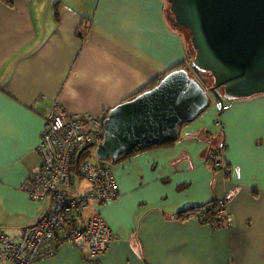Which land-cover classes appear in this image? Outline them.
I'll list each match as a JSON object with an SVG mask.
<instances>
[{"label": "crops", "instance_id": "obj_1", "mask_svg": "<svg viewBox=\"0 0 264 264\" xmlns=\"http://www.w3.org/2000/svg\"><path fill=\"white\" fill-rule=\"evenodd\" d=\"M166 2L0 0V231L16 237L51 206L24 190L40 165L44 120L33 104L41 95L70 113L102 116L185 61ZM230 102L228 111L211 108L184 124L171 147L105 164L117 197L91 207L113 237L97 264H264V94ZM223 142L218 162L227 172L214 171L206 157ZM89 188L76 180L74 192ZM226 197L228 228L175 219ZM34 264L88 263L62 243Z\"/></svg>", "mask_w": 264, "mask_h": 264}, {"label": "water", "instance_id": "obj_2", "mask_svg": "<svg viewBox=\"0 0 264 264\" xmlns=\"http://www.w3.org/2000/svg\"><path fill=\"white\" fill-rule=\"evenodd\" d=\"M165 1L167 22L184 33L194 52L192 68L210 74L214 85L202 87L185 69H176L111 108L94 152L99 161H116L140 145L175 141L179 126L209 107V95L233 101L264 94V0Z\"/></svg>", "mask_w": 264, "mask_h": 264}, {"label": "built area", "instance_id": "obj_3", "mask_svg": "<svg viewBox=\"0 0 264 264\" xmlns=\"http://www.w3.org/2000/svg\"><path fill=\"white\" fill-rule=\"evenodd\" d=\"M78 31L86 36L84 27ZM231 105L222 96L214 97L213 107L217 113L228 111ZM33 109L40 111L44 120L36 148L40 165L27 178L24 190L31 200L50 199L51 206L16 238L0 231V260L32 264L53 256L57 251L56 243L60 241L79 250L88 264H97V258L107 251L113 237L91 207L114 200L116 182L111 168L93 163L90 155L78 169L90 188L77 196L72 194L76 178L71 170L75 156L87 150L92 152L102 142L105 115L70 113L57 100L48 102L43 95L35 101ZM227 222L231 223L228 219Z\"/></svg>", "mask_w": 264, "mask_h": 264}, {"label": "trees", "instance_id": "obj_4", "mask_svg": "<svg viewBox=\"0 0 264 264\" xmlns=\"http://www.w3.org/2000/svg\"><path fill=\"white\" fill-rule=\"evenodd\" d=\"M189 48H190V50H189ZM189 48L186 46V51H185L186 58H185V61H183L182 63L176 65L170 71L176 70V69H185L189 73L190 77H192V74H193L196 78L202 79V75H201L202 72H199L198 70L192 68V66H191L192 61L194 59V52L191 49V46ZM170 71H168L167 73H169ZM166 74H163V75L159 76L158 78H156L154 81L150 82L149 85H147L145 88H143L140 92L142 93L143 91H145V90H147L149 88H152L153 86L157 85L158 82ZM203 81H205V80H203ZM201 83H203V82H201ZM205 83H206L205 84L206 86L204 84H202V87L210 88V87L213 86V83L212 84H208L209 83L208 81H205ZM209 85H211V86H209ZM218 91H220V90H218ZM140 92L135 93L134 95H132L131 97H129L126 100H129L133 96H136L137 94H140ZM220 92H222V90ZM209 106H211V104H209ZM183 126L184 125L179 126V130ZM177 139L175 141H173V142H164L162 144H157V145H152V146H143V145L137 146L136 148L132 149L128 153H124V154L119 155L117 160L116 161H112L111 163L112 164H116V163L125 161L126 159H128V158H130V157H132V156H134V155H136L138 153L144 152L146 150H150V149H154V148H168V147H171L172 145H174V143L177 141ZM223 150H225L224 142H223V144L219 145V147H217L215 149H212L210 151L212 154H210V155H208L206 157V163L209 166H212L213 167L212 170H214V171L216 169H219V170L223 169V170H225L227 172V170L225 168L226 165L224 164V162H222V161L218 162L219 154L222 153ZM91 153L92 152H90V150H87V151L82 152L79 156H75V158L73 159V163H72L73 167H72L71 172H72L74 178H76V180H81L82 179V177L80 176V173L78 171L80 163L83 160H85L86 158H88L91 155ZM100 164H103V163H100ZM228 202H229V198L226 197L225 199L220 200V201H210V202H208V203H206L204 205H201V206H195V207H191V208H186V209H184L182 211H179L176 214L175 219L183 220V219L189 218L191 216H196L202 222H206V223L212 224L214 226V228H216V229L228 228L229 226H231V223L229 224L227 222V219L229 218V215L225 212V209H224L226 207V205L228 204ZM11 237L16 238L18 236H16V237L15 236H11ZM61 244H62V242H60V241L56 243L57 250H58V248H59V246ZM40 260H43V259H38L35 262H39ZM35 262H33L32 264H34Z\"/></svg>", "mask_w": 264, "mask_h": 264}, {"label": "rangeland", "instance_id": "obj_5", "mask_svg": "<svg viewBox=\"0 0 264 264\" xmlns=\"http://www.w3.org/2000/svg\"><path fill=\"white\" fill-rule=\"evenodd\" d=\"M169 8H170V6H169V3L168 2H166L165 3V12H167L168 10H169ZM181 35H182V37L184 36V33H181V32H179ZM183 39H184V37H183ZM184 41H185V39H184ZM185 44H186V46L188 47V43L187 42H185ZM192 74V73H191ZM201 75H202V79H198V78H196L193 74H192V77L194 78V79H196L200 84H201V86H202V84H206L205 83V81H208L209 83L208 84H212L213 83V78L211 77V75L210 74H208L207 72H202L201 73ZM203 80H205V81H203ZM201 82H203V83H201ZM206 86V85H205ZM209 86H211V85H209ZM205 88H207V87H205ZM217 92H218V94L219 95H221L220 93H219V91L217 90ZM209 97H210V103L209 104H211V106H209L202 114H200V116L199 117H204V116H206V115H210V113H211V108H214L213 107V103H214V97L212 96V95H209ZM215 110V109H214ZM216 112V111H215ZM217 113V112H216ZM107 114V113H106ZM221 117H219V120H221V121H223L222 120V118L220 119ZM213 120V119H212ZM94 152H95V149L92 151V153H91V161L93 162V163H103V164H106V165H109V166H111L112 165V161H99L96 157H95V155H94ZM87 182V181H86ZM85 183V182H84ZM88 183V182H87ZM86 184V183H85ZM82 191V189H80V190H77V192L75 191V192H73L72 194H74V195H77L78 193H80Z\"/></svg>", "mask_w": 264, "mask_h": 264}, {"label": "bare ground", "instance_id": "obj_6", "mask_svg": "<svg viewBox=\"0 0 264 264\" xmlns=\"http://www.w3.org/2000/svg\"><path fill=\"white\" fill-rule=\"evenodd\" d=\"M213 85H214V81H213Z\"/></svg>", "mask_w": 264, "mask_h": 264}]
</instances>
